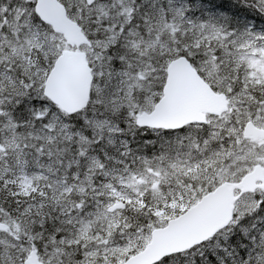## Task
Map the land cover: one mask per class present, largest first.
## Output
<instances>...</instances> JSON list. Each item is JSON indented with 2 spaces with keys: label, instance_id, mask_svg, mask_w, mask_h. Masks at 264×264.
I'll use <instances>...</instances> for the list:
<instances>
[{
  "label": "snow or ice",
  "instance_id": "snow-or-ice-1",
  "mask_svg": "<svg viewBox=\"0 0 264 264\" xmlns=\"http://www.w3.org/2000/svg\"><path fill=\"white\" fill-rule=\"evenodd\" d=\"M0 264H264V0H0Z\"/></svg>",
  "mask_w": 264,
  "mask_h": 264
}]
</instances>
